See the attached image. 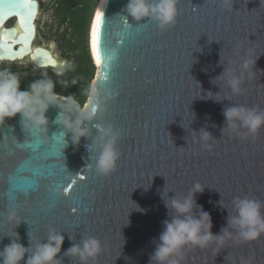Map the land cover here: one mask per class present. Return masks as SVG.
I'll return each instance as SVG.
<instances>
[{
    "label": "water",
    "instance_id": "water-1",
    "mask_svg": "<svg viewBox=\"0 0 264 264\" xmlns=\"http://www.w3.org/2000/svg\"><path fill=\"white\" fill-rule=\"evenodd\" d=\"M11 2L33 5L18 10L31 15V33L25 47L19 17L4 15L0 8V57L5 58L0 66L20 63L56 73L63 68V74L72 63L37 45L41 2ZM127 4L128 0H105L101 9L102 64L91 85L100 87L105 110L86 122L87 138L73 144L72 134L57 122L61 109L55 106L48 110L44 130L23 129L19 114L0 126V249L14 232L27 247L31 231L34 250L55 231L65 235L61 264H80L78 257L65 253L87 236L103 245L102 254L89 264H149L163 222L170 219L164 191L183 198L195 183L205 186L197 203L210 213L216 234L227 227L235 197L264 201V128L254 138L223 131L225 107L264 110V0H232L228 8L220 0H179L177 23L167 30L151 20L126 19ZM44 55L56 61V68L45 67ZM246 58L256 60V65L250 76L244 73V92L233 95L226 78H216L227 67L239 75ZM208 92L219 93L222 100L202 99ZM96 123L114 126L121 134L118 167L107 177L95 173L100 149ZM202 129L213 137L210 149L199 139ZM57 149L61 155H51ZM48 165L63 167L61 184L47 177ZM37 168L44 174L37 175ZM71 180L76 183L64 193L62 185ZM16 181H35V190L13 192ZM221 200L226 207L220 206ZM135 204L145 211L133 209ZM11 209L24 221L19 226L6 219ZM183 254L181 264H264V235L244 242L234 233L219 249L214 244L204 249L189 245Z\"/></svg>",
    "mask_w": 264,
    "mask_h": 264
},
{
    "label": "clouds",
    "instance_id": "clouds-1",
    "mask_svg": "<svg viewBox=\"0 0 264 264\" xmlns=\"http://www.w3.org/2000/svg\"><path fill=\"white\" fill-rule=\"evenodd\" d=\"M179 0H128L124 10L127 18L131 17L135 21L143 22L145 19L154 21L159 29L167 30L177 23L179 16ZM224 8L232 6V0H220ZM97 20L103 13L96 12ZM21 37L25 38L29 32L24 25L20 24ZM98 37L94 35L93 51L98 50ZM5 58L0 57V61ZM45 67L56 68V61L52 59L44 60ZM95 62L99 63V57ZM223 63V58L221 60ZM256 65V60L246 58L240 65V74H234L235 70L225 68L220 78H226L227 86L233 95H240L244 92V73L251 75L250 69ZM71 68L72 65L68 64ZM63 68L57 69V75L62 74ZM216 81L214 80L213 83ZM60 83L67 88L69 82L61 80ZM73 79L71 84H76ZM88 102L83 106L74 96L64 95L63 92L56 91V82L48 77L47 72H43V78L33 80L26 89L21 88L20 74L9 70L0 69V126L4 125L7 118H12L19 114L23 129L40 131L47 128L49 124L48 110L55 106L61 109L57 117V122L72 134L73 144H79L82 138L90 135V129L85 127L86 122L94 121L97 114L105 110V102L101 99L100 87L94 82L88 90ZM202 99H210L219 102V93L208 92ZM71 114H75L73 119ZM227 127L224 133H234L241 138L248 136L256 137L260 130L264 128V110L243 105L227 106L223 110ZM95 128L99 132L98 142L100 144L99 154L95 157V173L99 176L107 177L114 173L118 167L121 154L118 150V142L121 134L114 126L104 127L96 123ZM241 129L246 131L241 132ZM64 133H61V137ZM199 139L205 148L210 149V141L213 137L210 132L202 129ZM28 147L27 144H21ZM167 187V186H166ZM145 188V187H144ZM166 189V188H165ZM147 191L148 188H145ZM205 186L199 182L195 183L183 198L177 195L169 197L165 191L162 194L165 207L169 211L170 219H166L163 224V231L159 234L152 253L149 264H181L184 260V249L191 245L201 249L215 245L217 249L223 247L226 241L231 240L235 233L240 240L250 242L257 240L264 235V201L249 197H235L232 201L233 209L229 210L227 227L221 229L219 234L212 231V218L209 212L203 210L197 203V194L203 193ZM221 207H226L222 200ZM133 208L137 211L145 210L135 204ZM233 211L235 214H233ZM9 223L19 226L23 221L16 209H11L6 217ZM29 246L20 242L18 232L7 235L10 243L0 249V264H61L58 259L65 241V235L55 231L50 232L47 243H37L32 250L33 233L27 232ZM103 252L102 242L95 236L85 237L81 243L73 244L66 251V255L78 257L80 264L94 262ZM245 264V262H241Z\"/></svg>",
    "mask_w": 264,
    "mask_h": 264
},
{
    "label": "trees",
    "instance_id": "trees-1",
    "mask_svg": "<svg viewBox=\"0 0 264 264\" xmlns=\"http://www.w3.org/2000/svg\"><path fill=\"white\" fill-rule=\"evenodd\" d=\"M92 6V0H58L56 3V15L58 17L59 23L61 25L70 23L71 26L75 28V32L80 33L83 30H86V20L87 13L90 11ZM42 7V4H41ZM83 15V17L77 18V15ZM85 33V31H84ZM84 37V36H83ZM68 47V52H70L73 56V65L71 69L65 75H57V73L52 68H43L35 69L34 74H23V72H19L21 78V88L26 89L28 84L33 80L43 78V72H47L48 77L53 78L56 84V91L63 92L64 95L74 96L78 102L82 105L84 101H81L80 94H70L66 92L71 88L70 85L71 81L75 79L77 81V85H82L85 87L84 92V100L86 96H88V90L91 86V83L94 79L93 71H94V64L88 49L85 47L84 40L79 43L75 42H66L64 44ZM4 67H0L3 69ZM61 80H66L69 82V86L64 88V86L60 83Z\"/></svg>",
    "mask_w": 264,
    "mask_h": 264
},
{
    "label": "rangeland",
    "instance_id": "rangeland-1",
    "mask_svg": "<svg viewBox=\"0 0 264 264\" xmlns=\"http://www.w3.org/2000/svg\"><path fill=\"white\" fill-rule=\"evenodd\" d=\"M42 4L40 14L38 16V25L41 27V32L40 35L38 36L37 39V45H42L45 47H49L52 52L56 53L61 60H66L69 62L72 58V54L68 52V47L66 45H63L61 43L57 42V39L55 38L54 33H52L53 27L57 25L59 22L58 17L56 15V3L58 0H39ZM97 0H92V6L90 8V11L87 13V19H86V36L84 39L85 47L88 49V35H89V30L88 27L90 26V20L92 17L93 10L95 8ZM14 21H11L8 25H13ZM87 30H88V35H87ZM0 67L8 68L9 70L19 73L23 72V74L31 73L34 74L36 71L33 69L31 66L23 65L20 63H10V64H3ZM69 71V67L67 68L66 72H64L62 75H65ZM97 73V68H94L93 71V77L96 76ZM53 79V78H51ZM54 80V79H53ZM95 79H93L94 81ZM55 81V80H54ZM92 81V82H93ZM57 84V83H56ZM71 89L66 90V92L70 94H80L81 95V101H84L82 106L88 102L89 97L86 96L84 100V92H85V87L82 85H77V84H72L70 85ZM80 103V102H79Z\"/></svg>",
    "mask_w": 264,
    "mask_h": 264
},
{
    "label": "snow or ice",
    "instance_id": "snow-or-ice-1",
    "mask_svg": "<svg viewBox=\"0 0 264 264\" xmlns=\"http://www.w3.org/2000/svg\"><path fill=\"white\" fill-rule=\"evenodd\" d=\"M31 7H33V5L30 2H26V3L22 4V3H18V2H11V0H0V8L4 9V15H8V14L12 13V14H15L16 16H18L21 23L24 25L25 29L29 32V35L24 38L25 47L27 46L26 42H27V39L29 38L30 33H31V15L29 14L26 17L25 15H23L18 10L21 8H31ZM102 28H103V16L99 20H97V16L95 15V20H94L92 30H91V48H92V52H93V55L95 57V60H96L97 56L99 57L98 65L102 64V53H101V49H100ZM94 35L98 37V41H95V43L98 44V50L96 52L93 51ZM50 58L51 57H49L47 55L43 56V60H49ZM105 79H107V76H105ZM43 151L46 152L45 149ZM51 155L59 157L61 155V153L57 149ZM46 171H47V177L56 181L55 185L61 184L60 182L65 179L64 174H63L64 170H63L62 166L48 165V166H46ZM35 172L37 175L44 174L40 168H37L35 170ZM84 179H85L84 176L79 177V180L82 182L84 181ZM75 183H76L75 180H71L68 182L67 186L62 185L64 193L70 192L71 186ZM35 187H36L35 181L31 182V184H29L27 181H16L13 184V192H25V193H27L28 188H32L33 190H35ZM11 198L14 200L15 196H12ZM73 211H75V209H73Z\"/></svg>",
    "mask_w": 264,
    "mask_h": 264
},
{
    "label": "flooded vegetation",
    "instance_id": "flooded-vegetation-1",
    "mask_svg": "<svg viewBox=\"0 0 264 264\" xmlns=\"http://www.w3.org/2000/svg\"><path fill=\"white\" fill-rule=\"evenodd\" d=\"M97 1H96V3H97ZM93 12H94V10H93ZM82 17H83L82 14H81V16L80 15H77V18H80L81 19ZM40 30H41V27H39L38 36L40 35V32H41ZM88 30H89V27H88ZM88 30H87V35H88ZM84 31L86 33V30H83V32H81V34L80 33H77V32H75V28L73 26H71L70 23H66V24L61 25L58 22L57 25L55 27H53L52 33H54L55 38L57 39V42L64 45V44H66V42H71L72 41V42H75L77 44V43L81 42L82 40H84L85 39V36H86V34L84 33ZM69 62H71L72 63L71 65H73V62L74 61L71 58V60H69ZM70 69L71 68H69V70Z\"/></svg>",
    "mask_w": 264,
    "mask_h": 264
},
{
    "label": "bare ground",
    "instance_id": "bare-ground-1",
    "mask_svg": "<svg viewBox=\"0 0 264 264\" xmlns=\"http://www.w3.org/2000/svg\"><path fill=\"white\" fill-rule=\"evenodd\" d=\"M104 1L105 0H99L98 1V4H97V7H96V10H95V12H94V14H93V18H92V24H91V30H92V26H93V23H94V20H95V15H96V12L97 11H101V9H102V7H103V4H104ZM91 40V39H90ZM91 50H92V48H91ZM92 61H93V64H94V66L95 67H98L99 65L95 62V57H94V55H93V52H92Z\"/></svg>",
    "mask_w": 264,
    "mask_h": 264
}]
</instances>
